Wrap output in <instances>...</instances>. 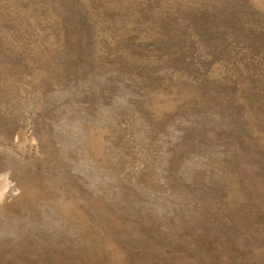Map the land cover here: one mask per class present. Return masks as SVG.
Here are the masks:
<instances>
[{
	"label": "rangeland",
	"instance_id": "374dc122",
	"mask_svg": "<svg viewBox=\"0 0 264 264\" xmlns=\"http://www.w3.org/2000/svg\"><path fill=\"white\" fill-rule=\"evenodd\" d=\"M0 264H264V0H0Z\"/></svg>",
	"mask_w": 264,
	"mask_h": 264
}]
</instances>
